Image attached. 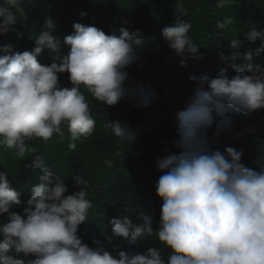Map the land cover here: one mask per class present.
<instances>
[{
  "label": "clouds",
  "instance_id": "clouds-1",
  "mask_svg": "<svg viewBox=\"0 0 264 264\" xmlns=\"http://www.w3.org/2000/svg\"><path fill=\"white\" fill-rule=\"evenodd\" d=\"M232 0H217L224 7ZM23 0H4L0 5V35L15 32L17 13L23 15ZM15 9V11H13ZM182 4L178 11L183 12ZM79 15L84 17L85 12ZM231 18L218 22L225 29ZM44 30L34 41L31 51H15L11 43L0 45V147L16 149L24 158L27 141L49 140L60 134L61 127L70 132L68 148L87 138L96 121L90 105L80 91L84 85L91 96L114 106L122 99L132 100L136 107H147L155 90L142 84H126L125 69L141 59L149 45L159 46L156 37H145L140 30L118 29L119 35L105 34L95 26L73 23L72 34L63 38L69 47L59 62L42 65L37 56L44 50H60V38L52 35L55 21L47 18ZM192 25L177 17L164 26L160 36L180 57L201 59L199 47L189 37ZM249 42L261 41L255 55L264 51V30L252 27L246 34ZM241 41L232 40L230 48L238 49ZM254 53L247 51L243 64L235 63L237 54L220 56L234 71L230 78L225 69L215 77L192 75L194 91L184 109L177 111L175 145L179 153L157 158L162 173L156 195L162 200L158 240L171 249L167 260L157 247L140 253L106 250L99 242L94 247L78 236L79 226L87 220L92 202L80 190L65 195L68 188L55 176L42 156H35L27 167L39 169L40 182L30 190V199L22 214L11 211L19 206V193L11 186L8 173L0 172V264H264V168L259 171L241 162L242 152L226 147L223 152L211 150L207 129L213 123V112L224 117L229 111L251 113L264 109V67L252 63ZM68 74L71 87H62L58 74ZM225 117L216 125L212 139L231 130ZM104 128L121 143L133 139L128 125L108 121ZM167 151V150H165ZM111 165V161H106ZM75 185L86 184L74 177ZM134 224L128 217L110 221L112 233L125 244H135L144 234L153 232L150 218Z\"/></svg>",
  "mask_w": 264,
  "mask_h": 264
},
{
  "label": "trees",
  "instance_id": "trees-1",
  "mask_svg": "<svg viewBox=\"0 0 264 264\" xmlns=\"http://www.w3.org/2000/svg\"><path fill=\"white\" fill-rule=\"evenodd\" d=\"M2 4L4 0H0ZM181 4L183 12L178 11ZM22 7L24 14L17 13L16 31L0 35V45L11 43L15 51H31L35 39L44 30L45 20L50 17L55 21L52 35L60 38L61 47L56 52L42 51L37 56L42 65L59 62L68 53L63 38L72 34V25L77 22L95 26L105 34L119 35L120 27H127L130 32L140 30L145 37L154 35L159 46H147L141 59L125 69L129 74L126 84H142L155 90L147 107H136L127 98L108 106L95 100L80 85L96 126L92 135L75 141V150L68 148L70 132L63 125L62 135L54 134L47 141L41 138L27 141L29 151L24 158L16 155L15 148L0 147V172L8 173L10 184L21 200L11 211L22 214L31 188L40 182V170L27 167L39 155L54 177L64 180L68 188L65 195L82 189L92 202L87 220L78 228L83 243L94 247L93 242H99L109 252L119 245L117 251L133 254L157 247L167 260L171 249L156 235L162 200L156 195L155 185L162 173L155 160L180 151L175 145L179 139L175 117L194 91L195 82L189 80L190 76L215 77L225 69L230 78L235 73L220 56L237 54L235 63L243 64L246 61L242 56L247 51L254 53L253 64L264 67V51L255 55L261 41L246 39L252 27L264 30V0H232L224 7H217V0H23ZM80 12L86 15L81 17ZM177 17L192 25L188 35L199 47L198 54H202L201 59L187 58L184 66L160 36L161 29L174 23ZM226 18H231L232 24L225 29L217 28V23ZM234 39L241 41L240 48H230ZM58 78L62 87H71L67 73L58 74ZM225 117L232 122L231 130L221 132L213 140L216 125ZM108 121L128 125L133 139L121 143L110 129L104 128ZM207 132L211 150L223 152L226 147H233L242 152L241 162L246 167L257 171L264 168V109L247 114L229 111L224 117L213 112V123ZM106 161H111V165ZM74 177L83 178L86 184L75 185ZM6 216H0V223L6 222ZM143 216L150 218L153 232L144 234L135 244H125L122 238L113 235L110 224L113 218L128 217L134 224H142Z\"/></svg>",
  "mask_w": 264,
  "mask_h": 264
}]
</instances>
